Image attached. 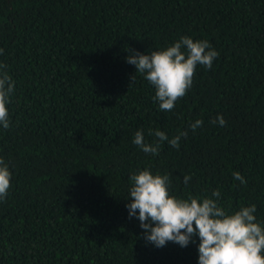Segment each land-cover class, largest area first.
<instances>
[{
	"label": "trees",
	"instance_id": "16d2710c",
	"mask_svg": "<svg viewBox=\"0 0 264 264\" xmlns=\"http://www.w3.org/2000/svg\"><path fill=\"white\" fill-rule=\"evenodd\" d=\"M182 36L219 56L160 111L127 49L150 53ZM0 49L15 82L10 127L0 126L12 172L0 264H198V236L156 247L129 217V177L143 168L167 173L177 197L219 190L226 210L255 204L264 223V0H0ZM156 129L188 135L146 154L135 132L154 143Z\"/></svg>",
	"mask_w": 264,
	"mask_h": 264
},
{
	"label": "clouds",
	"instance_id": "9594fccd",
	"mask_svg": "<svg viewBox=\"0 0 264 264\" xmlns=\"http://www.w3.org/2000/svg\"><path fill=\"white\" fill-rule=\"evenodd\" d=\"M127 63L135 65V73L141 74L155 88L154 101H158L159 110L170 112L176 101L187 94L193 84L197 65L211 69L219 52L206 39L194 40L182 36L174 43L141 53L127 49ZM3 53V49H0ZM135 79L132 76L131 82ZM15 90V82L7 71V66L0 63V126L10 127L7 105ZM203 120L197 119L190 124L195 132L203 126ZM224 126L226 121L218 115L213 121ZM157 138L154 143H147L142 130H137L133 143L144 153L157 155L164 141L176 149L188 130L178 131L171 139L165 132L156 129L150 133ZM12 172L4 159L0 157V201L6 199L11 187ZM233 178L246 184L239 171ZM131 200L126 207L129 217H136L144 230V238L156 247H163L174 242L187 247L193 237L199 238L198 264H264V223L257 221L254 215L255 204L241 206L229 211L217 202L219 190H214L212 197L188 196L177 197L169 191L170 177L167 173H153L149 168L140 169L129 177ZM191 176L185 175L187 184Z\"/></svg>",
	"mask_w": 264,
	"mask_h": 264
}]
</instances>
